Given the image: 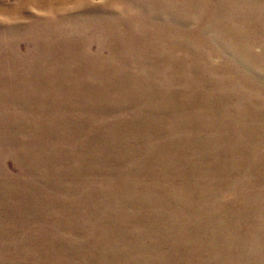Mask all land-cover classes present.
Here are the masks:
<instances>
[{
  "label": "rangeland",
  "instance_id": "obj_1",
  "mask_svg": "<svg viewBox=\"0 0 264 264\" xmlns=\"http://www.w3.org/2000/svg\"><path fill=\"white\" fill-rule=\"evenodd\" d=\"M249 1L0 0V264H264Z\"/></svg>",
  "mask_w": 264,
  "mask_h": 264
},
{
  "label": "bare ground",
  "instance_id": "obj_2",
  "mask_svg": "<svg viewBox=\"0 0 264 264\" xmlns=\"http://www.w3.org/2000/svg\"><path fill=\"white\" fill-rule=\"evenodd\" d=\"M250 5H243L244 9V15L246 16H252L258 19V21L263 24L264 23V9L260 6L261 3L264 2V0H253V1H249ZM81 3V2H79ZM220 18V17H219ZM256 30H263V28L261 29V27L256 28ZM250 61V60H249Z\"/></svg>",
  "mask_w": 264,
  "mask_h": 264
}]
</instances>
